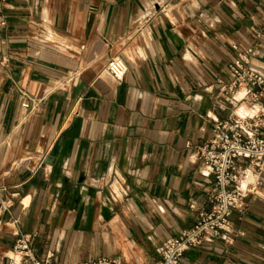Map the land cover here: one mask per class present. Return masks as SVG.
Masks as SVG:
<instances>
[{"label":"crops","instance_id":"1","mask_svg":"<svg viewBox=\"0 0 264 264\" xmlns=\"http://www.w3.org/2000/svg\"><path fill=\"white\" fill-rule=\"evenodd\" d=\"M0 16V263L25 235L50 264H151L209 208L213 121L264 109L222 87L239 53L264 74V0H0ZM230 224L183 263L264 264V179Z\"/></svg>","mask_w":264,"mask_h":264},{"label":"built area","instance_id":"2","mask_svg":"<svg viewBox=\"0 0 264 264\" xmlns=\"http://www.w3.org/2000/svg\"><path fill=\"white\" fill-rule=\"evenodd\" d=\"M1 24H4L2 16ZM247 62V53H239L238 58L229 63L230 80L223 82L222 87L226 93L242 91V100L253 106L264 98V74L248 67ZM126 69L120 56L110 57L104 65L106 73L114 79H120ZM72 82L73 75L63 81L64 84ZM20 96L21 106L28 108L32 99L21 90ZM196 156L212 175L207 195L209 208L197 213L192 227L166 238L157 248L158 259L151 264H184L185 251L204 242L223 239L231 232V213L243 209L244 196L255 193L264 179V109H256L250 114L229 112L224 119H215L209 135L196 146ZM239 159L245 160L246 164H239ZM7 264H50V260L36 257L31 238L23 235L11 248ZM70 264L122 263L117 257L99 256Z\"/></svg>","mask_w":264,"mask_h":264},{"label":"water","instance_id":"3","mask_svg":"<svg viewBox=\"0 0 264 264\" xmlns=\"http://www.w3.org/2000/svg\"><path fill=\"white\" fill-rule=\"evenodd\" d=\"M75 194V193H74ZM74 198H77V197H74Z\"/></svg>","mask_w":264,"mask_h":264}]
</instances>
